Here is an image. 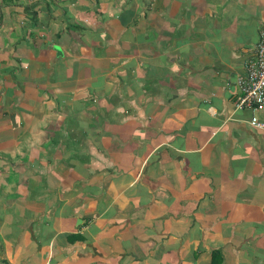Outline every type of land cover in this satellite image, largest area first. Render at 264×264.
<instances>
[{"label":"crops","instance_id":"crops-1","mask_svg":"<svg viewBox=\"0 0 264 264\" xmlns=\"http://www.w3.org/2000/svg\"><path fill=\"white\" fill-rule=\"evenodd\" d=\"M260 29L264 0H0V264H264Z\"/></svg>","mask_w":264,"mask_h":264},{"label":"built area","instance_id":"built-area-1","mask_svg":"<svg viewBox=\"0 0 264 264\" xmlns=\"http://www.w3.org/2000/svg\"><path fill=\"white\" fill-rule=\"evenodd\" d=\"M243 67V72L235 79L238 94L233 105L235 109L249 110L248 123L264 131V118L259 114L264 111V29L259 30L258 39Z\"/></svg>","mask_w":264,"mask_h":264},{"label":"rangeland","instance_id":"rangeland-1","mask_svg":"<svg viewBox=\"0 0 264 264\" xmlns=\"http://www.w3.org/2000/svg\"><path fill=\"white\" fill-rule=\"evenodd\" d=\"M258 35H259V31H258ZM13 89H15V87H13ZM24 89L27 91L29 90V85L27 83L24 84ZM52 104V103H51Z\"/></svg>","mask_w":264,"mask_h":264}]
</instances>
